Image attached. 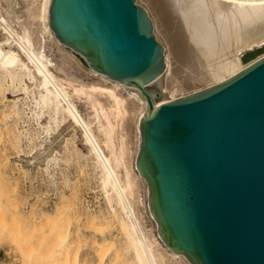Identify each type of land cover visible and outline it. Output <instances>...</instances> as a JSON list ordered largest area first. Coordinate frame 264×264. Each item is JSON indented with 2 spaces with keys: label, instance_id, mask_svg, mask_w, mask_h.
I'll return each mask as SVG.
<instances>
[{
  "label": "water",
  "instance_id": "1",
  "mask_svg": "<svg viewBox=\"0 0 264 264\" xmlns=\"http://www.w3.org/2000/svg\"><path fill=\"white\" fill-rule=\"evenodd\" d=\"M48 27L144 100L135 168L163 244L190 264H264V53L155 104L163 48L135 0H50Z\"/></svg>",
  "mask_w": 264,
  "mask_h": 264
},
{
  "label": "bare ground",
  "instance_id": "2",
  "mask_svg": "<svg viewBox=\"0 0 264 264\" xmlns=\"http://www.w3.org/2000/svg\"><path fill=\"white\" fill-rule=\"evenodd\" d=\"M12 1L0 0V89L34 88L37 103L80 138L132 264H190L159 238L147 184L135 168L144 100L55 38L48 27L50 0H21L24 17ZM135 2L147 12L163 48L164 68L147 87L159 85L155 104L176 97L175 86L184 95L235 73L246 65L241 56L264 43V0Z\"/></svg>",
  "mask_w": 264,
  "mask_h": 264
},
{
  "label": "rangeland",
  "instance_id": "3",
  "mask_svg": "<svg viewBox=\"0 0 264 264\" xmlns=\"http://www.w3.org/2000/svg\"><path fill=\"white\" fill-rule=\"evenodd\" d=\"M11 6L24 17L21 0ZM262 53L264 43L241 61L247 64ZM5 87L0 89V264H132L80 138L37 103L34 88ZM174 92L181 95L176 86Z\"/></svg>",
  "mask_w": 264,
  "mask_h": 264
}]
</instances>
